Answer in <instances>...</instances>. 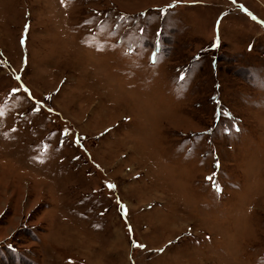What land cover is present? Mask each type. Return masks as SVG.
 <instances>
[{
	"label": "rangeland",
	"instance_id": "rangeland-1",
	"mask_svg": "<svg viewBox=\"0 0 264 264\" xmlns=\"http://www.w3.org/2000/svg\"><path fill=\"white\" fill-rule=\"evenodd\" d=\"M0 264H264V0H0Z\"/></svg>",
	"mask_w": 264,
	"mask_h": 264
},
{
	"label": "snow or ice",
	"instance_id": "snow-or-ice-1",
	"mask_svg": "<svg viewBox=\"0 0 264 264\" xmlns=\"http://www.w3.org/2000/svg\"><path fill=\"white\" fill-rule=\"evenodd\" d=\"M26 28H27V26H26ZM183 78V77H182ZM109 187H114V185H110Z\"/></svg>",
	"mask_w": 264,
	"mask_h": 264
},
{
	"label": "crops",
	"instance_id": "crops-1",
	"mask_svg": "<svg viewBox=\"0 0 264 264\" xmlns=\"http://www.w3.org/2000/svg\"><path fill=\"white\" fill-rule=\"evenodd\" d=\"M176 228V227H175Z\"/></svg>",
	"mask_w": 264,
	"mask_h": 264
}]
</instances>
